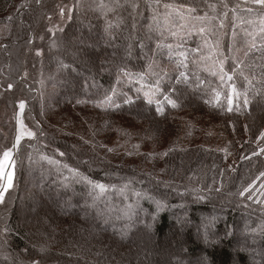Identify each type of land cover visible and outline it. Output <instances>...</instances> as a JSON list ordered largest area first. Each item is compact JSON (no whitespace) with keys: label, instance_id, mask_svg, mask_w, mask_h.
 Segmentation results:
<instances>
[{"label":"trees","instance_id":"16d2710c","mask_svg":"<svg viewBox=\"0 0 264 264\" xmlns=\"http://www.w3.org/2000/svg\"><path fill=\"white\" fill-rule=\"evenodd\" d=\"M62 1L71 17L56 31L45 28L41 43L49 13L64 10L59 1L0 0V155L14 149L21 104L34 133L14 152L16 183L0 203V264H147L122 246L150 232L175 241L174 215L186 212L197 223L220 212L216 202L227 207L225 218L202 240L194 231L178 240L187 254L181 263L203 251L211 264H251L245 250H230L241 216L253 225L246 239L259 240L264 264V196L252 194L264 184V6ZM88 28L101 35L95 47L80 34ZM70 59L93 66L98 91L61 82ZM137 99L148 115L129 105ZM192 121L215 143L178 145L174 132ZM41 172L56 174L62 194L36 180ZM44 192L50 218L26 224L20 212ZM86 197L89 205L73 211L60 203ZM91 197L108 199L104 218L93 219ZM150 218L148 232L142 221ZM209 232L227 238L204 247Z\"/></svg>","mask_w":264,"mask_h":264},{"label":"rangeland","instance_id":"374dc122","mask_svg":"<svg viewBox=\"0 0 264 264\" xmlns=\"http://www.w3.org/2000/svg\"><path fill=\"white\" fill-rule=\"evenodd\" d=\"M58 1H59V7L63 8L65 11L58 8L57 10L54 9L52 13H49V15L47 17L49 19L46 20V23L41 28V32L44 33V35H40L43 38V41H40L37 38L38 41L41 43H43L44 40L49 38V37H45L46 29H49V30L52 29L53 31H56V30L60 29L61 27L63 28L64 24L71 17V9L68 7H65V4L62 0H58ZM53 25H55L56 28L53 27ZM77 33L74 36H77ZM80 34H86L88 36V38H90V41L93 43V47H95L97 45L98 41H101V35L98 33L96 34L95 31L91 28L86 29L85 33H80ZM85 41H86L85 42L86 45L90 46V44L88 43L89 41L87 39H85ZM129 52H133V51L130 50ZM104 53H106L105 50H103L102 54H97V57H100ZM69 61L71 64L67 70H70L69 72H71V73H69V72L67 73V71H65V70L60 71L61 82H63L64 84L67 83V85L68 84L71 85L73 83V81H71V80H76V81L81 82L83 89L88 87L91 90L98 91L99 90L98 88H100L99 84L97 82L98 74L93 69V66L89 65V67H87V62L85 63V65L82 66L81 63L80 64L77 63L74 59H70ZM141 76H143V75H141ZM128 78H130L129 75H128ZM73 93H77V92H72V95H75ZM129 105L131 107H133V110L136 111L137 113H139L141 115H148L144 101L137 99V100L129 103ZM23 108H24V106H23ZM23 108L19 107L18 112H17V121H16L17 132H16L14 149L10 150L12 152L16 151V149H17V147L20 144V141L22 139L31 138L34 135L33 131L30 130L29 128H27L24 121H23V117H22ZM184 119L186 121V120H188V117H185ZM205 120L209 122L208 119H205ZM19 123H20V126H19ZM196 123H199V122L196 121ZM21 128H23L22 131H21ZM202 128H204L203 125L194 126V123L192 121L191 126L188 127V129H186L185 131L181 130V133L174 132V134H175L174 137L176 140L179 139L177 142L178 145L185 144V141H187V140H189L190 142H193V143H203V144H208V145H211L213 142L215 143L214 140H209V138L211 137L210 134H209L210 137L206 136L205 138L200 135L202 133L201 132ZM21 132H22V136H21ZM26 132H31V135H28ZM199 132H201V133H199ZM193 135H195V137H201V139H198V138H196L198 140L191 139V137H194ZM184 136L190 137V139L184 138ZM204 139L208 140V141H205ZM10 151H7V152H10ZM4 158H5L4 155H0V167L2 164H4V162L9 161V160H10V168H11L12 162H13V167H12V174H6V176H7L6 185L9 187L5 186L4 190L5 189H7V190L3 191L2 187L4 186V184L0 185V203L2 201L6 200V197L8 194L7 192L10 191L15 186L16 175H17V162H16V158L14 157V154H13V157L11 154H9V156L7 158H5V159ZM0 172H2L1 169H0ZM44 173H46V172H43V173L41 172V174H35L36 180L37 181L44 180L45 182H48L49 185L56 184V186L59 189V192L58 193L53 192V193L56 196L62 194L61 189L64 190V188H63L64 186L62 184H60L62 182L60 179L56 178V176H55L56 174L52 173L54 175H49L50 173H46V174H44ZM1 175L2 174H0V176ZM32 175L33 174L29 173L28 177H30V179H31ZM53 176H55V177H53ZM50 177L54 178L55 183H54V181L50 182L48 180V179H50ZM29 181L31 182V180H29ZM35 183H37V182H35ZM44 188H45V190H49V188H47L46 186H44ZM1 192H2V194H1ZM252 194L260 196V197L264 196V184L255 188L252 191ZM39 196L40 197H38V198L37 197L29 198L30 203L27 204V208L26 209L24 208L23 211L20 212L22 218H26L25 223L28 225H30V224L33 225V224L37 223L38 220L50 218V214H52L53 208L51 206V201L46 197L45 192L41 193ZM91 199H92V201H94L95 205L98 206L97 210H94L96 208V207H94L92 210V213H90V210L86 208L85 215L88 216L89 213L91 215L93 214L92 217L94 220H96V219L98 220V217L100 219L104 218V216L102 214H107L109 212L108 211L109 209L107 206L108 205V199H105L104 201L96 200L97 197H91ZM88 200H89V197H86L84 199L81 198L80 201H82V204H80L81 202H79L76 205L75 201L70 202L69 199H63V200L61 199L62 202H60V203L64 209L71 211L72 209H78V207L82 208L81 206H83L85 208L86 205L84 203L89 205ZM39 202H42V203L39 204ZM216 203H217V206L220 208V212L219 213H217V211L212 212L211 215L213 217H209L207 219L199 220L197 223L189 220L187 218L186 212H180V213L173 216L175 219H177V222H178V224H176V231H175L177 233V235H176V233L174 235V237H175L174 239L177 242V244L172 239H162V240H160L159 238L157 239L155 237V235L152 232H150V231H153V230H151V227H152V229H154V227H153L154 225L152 222L153 219L150 218L149 221H145V220L142 221V225L144 226L143 228L146 229L151 234L149 235L147 233L146 234L144 233L142 238L139 237L138 239H136V237L133 236V239L135 238L136 240L133 242L128 241L125 244L126 246H122V249H121L122 252L126 253V252H128V250H130L133 252V254H136L139 257L143 256L144 259H146L147 264H180L181 260H183V259L185 260L187 258L186 257L187 254H185L183 247L180 249V244H178V240H180V238L184 237V235L188 234V232H190V231H194L197 238L199 235L200 236L199 239L202 240V239H204L203 237L206 235V233L210 227L212 229H214L215 227L218 226L217 222L220 219L225 218L227 207L225 206V204H221V202H216ZM22 206H24V205L22 204ZM78 212H79L78 216L80 217V214L82 213V211L78 210ZM93 222L96 223V221H93ZM134 230H137V228L134 227ZM235 230H236V234L234 236L235 242H234V245L232 246V248L230 249L231 252L235 253V251L241 252L242 250H245L246 252L245 251H243V252L246 253L251 264H261V255L259 253H261V249H263V248L260 247L259 240L258 239H246V235L249 231L254 232L253 225L250 224L249 221H246V219H244L243 217L240 216L237 219ZM208 235H209L210 239H207V241L203 240L204 242L202 241L205 244L204 247H209L210 245H212V243L216 244V241H219V239H226L227 238V235H225V233L223 235L221 233H216V234L210 233ZM257 238H259V237H257ZM188 262H189V264H211V261L209 260V258L205 257L203 251L202 252L200 251L198 253L197 257H195L194 259H189Z\"/></svg>","mask_w":264,"mask_h":264},{"label":"crops","instance_id":"0c3cea01","mask_svg":"<svg viewBox=\"0 0 264 264\" xmlns=\"http://www.w3.org/2000/svg\"><path fill=\"white\" fill-rule=\"evenodd\" d=\"M19 126H20V123H19ZM22 129H23V128H21V131H22ZM26 133L28 134V133H31V132H26ZM21 136H22V132H21ZM8 153L11 154L12 157H13L14 151H13V152L10 151V152H8ZM4 159H5V158H4ZM12 167H13V162L11 163V168H10V160L4 162V164H2L1 167H0V169H1V171H2V172H0V174H2V175L0 176V185H1V184H4V186L2 187V190H3V191L7 190V189L4 190L5 186H6V187H9V186L6 185V182H7V176H6V174H12ZM13 182H14V181H13ZM10 187H11V186H10ZM3 191H2V192H3ZM2 192H1V194H2Z\"/></svg>","mask_w":264,"mask_h":264},{"label":"snow or ice","instance_id":"6c2138e0","mask_svg":"<svg viewBox=\"0 0 264 264\" xmlns=\"http://www.w3.org/2000/svg\"><path fill=\"white\" fill-rule=\"evenodd\" d=\"M253 2L264 6V0H253ZM20 107L23 108V104H21ZM28 135H31V133H28ZM3 155L5 158H7L9 156V153L5 152Z\"/></svg>","mask_w":264,"mask_h":264}]
</instances>
